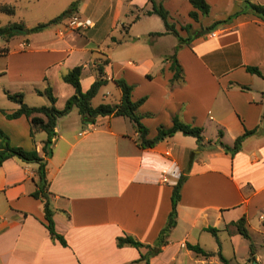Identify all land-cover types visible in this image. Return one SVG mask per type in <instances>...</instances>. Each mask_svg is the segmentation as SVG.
I'll list each match as a JSON object with an SVG mask.
<instances>
[{"label":"crops","instance_id":"obj_1","mask_svg":"<svg viewBox=\"0 0 264 264\" xmlns=\"http://www.w3.org/2000/svg\"><path fill=\"white\" fill-rule=\"evenodd\" d=\"M75 1L63 0L67 9ZM154 1L169 11L181 37L191 36L188 45L180 47L172 34L153 35L166 28L158 15L147 14L153 10L150 0H82L76 14L91 20L92 28L61 35L65 27L59 24L25 35L15 47L18 50L1 49L6 60L0 63V89L12 103L2 113L11 120L7 115L20 107L7 92L23 94L31 107L49 106V99L37 93L49 85L57 108L63 109L75 89L62 77L82 65L81 82L87 91L99 79L96 61L102 57L110 61L105 67L107 86L125 80L134 86V102L146 98L139 111L149 138L157 136L159 127H171L178 116L204 129L205 146L200 148L195 137L177 133L154 148L141 149L136 142L139 134L128 118L101 117L84 125L74 109L57 121L58 136L47 166L56 230L68 246L51 238L44 203L33 197L38 164L11 158L0 167V264H146L137 263L146 248H119L117 239L130 235L155 245L168 223L174 186L183 175L187 179L177 207L178 224L150 264H215L218 256L206 258L189 250L188 244L217 253L223 248L222 234L239 236L234 222L246 217L249 231L256 217L263 223L264 78L249 73L247 67L264 74V21L246 14L210 31L216 22L240 11L244 0H206L211 12L199 13V21L190 17L194 10L190 0ZM256 2L264 6V0ZM1 4H13L18 11L17 2ZM156 17L162 25L152 29L150 21ZM189 25L190 34L183 29ZM23 43L27 47L22 50ZM179 47L184 77L173 83L168 58ZM115 86L103 95L113 101L103 103L121 102L122 91ZM29 97L35 103L30 104ZM11 121H18L23 140L31 137L26 117ZM258 127L259 132L248 137L234 156L220 145L233 147L238 137ZM46 139L47 134L41 136L33 149L22 143L15 147L44 156ZM208 228L218 230L220 245Z\"/></svg>","mask_w":264,"mask_h":264},{"label":"trees","instance_id":"obj_2","mask_svg":"<svg viewBox=\"0 0 264 264\" xmlns=\"http://www.w3.org/2000/svg\"><path fill=\"white\" fill-rule=\"evenodd\" d=\"M82 0H76L70 5V7L65 10L58 17L44 23H40L32 28H28L23 22L20 23H8L6 25L0 26V37L5 38L10 41L17 35H27L33 33H39L52 26L63 24L68 21L73 15L78 12L79 5ZM153 3V10L148 11V15H158L165 24V33H153L156 36H163L167 34H172L179 39L180 47L182 45H188L192 38L181 37L179 31L176 29L175 24L170 22V14L163 5L157 4L154 0H150ZM191 5L194 10L190 12V17L199 21V13L203 16H208L211 12V6L206 0H190ZM17 7L13 4H1L0 13L14 16L16 15ZM253 14L264 21V6L256 2V0H244L243 7L240 11L235 12L227 19L218 21L212 25L209 30L213 31L218 26L226 25L232 23L235 19L241 15ZM189 34L191 33L192 27L189 25L185 28ZM177 48L176 53L169 57L168 60L171 62L170 70L174 73L172 82L180 81L184 77V72L179 60L177 58V53L179 51ZM110 61L108 59H98L96 61V70L98 72L99 79L96 80L89 90L84 91L82 87V73L84 67L77 66L65 74L62 79L65 83L71 85L75 89V94L67 101L63 109L57 108V97L54 94L53 88L49 85L44 91L37 90V93L46 96L49 101V106L42 107H31L27 105L24 101V95L21 93L10 94L7 92L8 98L19 104V109L7 117L11 120L18 119L21 117H26L31 125V137L35 138V135L39 132H45L47 134V139L44 142L43 153L41 156L37 150L27 151L21 147H14L10 143V138L7 134L0 128V167L2 164L11 158H18L26 163H36L38 164V176L39 180L37 183V189L33 193V197L41 200L44 203L45 211V226L49 230L51 238L59 241L63 246H68L66 239L60 235L56 230L55 220H54V210L51 207V192H50V182L47 177V166L48 159L53 155V145L58 136L56 128L57 121L59 118L64 117L71 113L74 109H77L82 122L84 125L95 124L97 120L101 117H125L128 118L134 125L137 133L139 134L137 138V144L141 149H150L156 147L161 142L166 139L173 137L177 133H182L185 136H192L197 139L200 148L205 146V138L203 135L204 129L199 126H193L183 122L178 116L173 117V125L171 127L161 126L158 129V134L155 138H149V129L143 124L144 115L140 113L139 109L146 101V98L134 102L132 100V94L134 91V86L129 85L125 80H115L114 83L122 91V100L119 104L102 103L97 107H94L92 102L99 94L100 90L109 84L108 78H106L105 67L109 65ZM247 71L251 74L257 75L264 78V74L255 67H247ZM260 130L258 127L252 131H246L242 136L238 137L233 145V147L227 146L220 143L222 148L230 152L233 156L238 153L243 146V143L248 137L256 135ZM222 135V133H221ZM187 177L185 175L181 176L178 183L174 186L172 195V210L169 215L168 223L166 227L161 231L159 238L155 245H146L137 240L135 237L126 235L125 237H119L117 239V245L119 248L124 247H134L138 250L146 248L148 252L141 255V259L137 261L145 262L150 264L152 257L159 255L163 247L168 244V238L171 232L178 224V211L177 207L181 200V190L186 182ZM232 226L236 227V231L239 235L243 236L251 242V253L252 257L255 255V244L252 241L250 231L247 227L246 217L241 218L239 221L234 222ZM220 245L218 238V230L214 228H208ZM189 250L204 256L206 258H211L218 256L223 264H232L220 250L215 252H207L201 246H193L188 244Z\"/></svg>","mask_w":264,"mask_h":264},{"label":"rangeland","instance_id":"obj_3","mask_svg":"<svg viewBox=\"0 0 264 264\" xmlns=\"http://www.w3.org/2000/svg\"><path fill=\"white\" fill-rule=\"evenodd\" d=\"M10 2V0H0V3ZM11 2H17L19 7L16 16L10 17L7 15L0 14V26L6 25L10 22H20L25 21L27 25L31 27L38 25L39 23L48 22L60 14L63 13L64 10L67 9L68 6L63 2V0H11ZM184 11V9H183ZM151 28L156 29L159 25H162V20L159 17L153 18L150 21ZM64 27L62 30L70 31L68 29L67 21L63 23ZM61 30V31H62ZM60 33V32H59ZM105 35V34H104ZM24 35H17L10 41H7L5 38L0 37V53L1 49H5L4 47H14L22 40ZM106 39L105 36L101 37V41ZM109 39H107L105 45L108 43ZM105 42V41H104ZM103 42V43H104ZM3 47V48H2ZM21 49V48H20ZM23 50V49H22ZM111 53V52H110ZM99 59H103L100 57ZM3 60H6L5 57L0 56V63H4ZM63 82V81H61ZM64 84V83H63ZM88 84V80L85 82V85ZM52 85V84H51ZM115 84L111 83L109 86L102 88L98 97H96L93 101V104L96 106L105 101H113L112 96H108L107 100L103 99V95L111 92L113 88H115ZM35 98H39L36 95H33ZM30 104L35 103L30 97L28 98ZM48 103V102H47ZM11 102L6 98L4 92L0 89V128L7 134L10 138V143L15 147L18 143H22L25 145L27 149H33L35 147V142L40 143L41 136H46L45 133H37L35 138H32L28 135L26 139L23 140L22 133L19 135V127L18 121L8 120L2 113V110H7L9 106H11ZM49 104V103H48ZM31 128V125H29ZM43 134V135H41ZM264 214V212L262 213ZM250 234L252 237V241L255 244V257H252L251 253V242L239 235L237 237H228V234H222L223 248L221 251L223 255L230 260L232 264H254L255 258L257 259L258 264H264V221L260 223L259 216L256 217L250 227ZM212 238V237H211ZM211 241L215 242L212 238ZM207 247H211L212 244L207 243ZM218 261L215 264H223L219 257H217ZM190 264H195L191 262Z\"/></svg>","mask_w":264,"mask_h":264},{"label":"built area","instance_id":"obj_4","mask_svg":"<svg viewBox=\"0 0 264 264\" xmlns=\"http://www.w3.org/2000/svg\"><path fill=\"white\" fill-rule=\"evenodd\" d=\"M67 23H68V29L70 31H76V32L85 31V30H88L94 26V23L91 20L85 19V18H83L77 14L73 15L68 20ZM65 32H66L65 30L64 31L62 30V31H60V34L64 35ZM216 36H217V34L213 33L211 37L214 38ZM20 47H21V49H26L27 44L26 43L20 44ZM260 219L262 221H264V216H261Z\"/></svg>","mask_w":264,"mask_h":264},{"label":"water","instance_id":"obj_5","mask_svg":"<svg viewBox=\"0 0 264 264\" xmlns=\"http://www.w3.org/2000/svg\"><path fill=\"white\" fill-rule=\"evenodd\" d=\"M27 34H28V31H27Z\"/></svg>","mask_w":264,"mask_h":264}]
</instances>
